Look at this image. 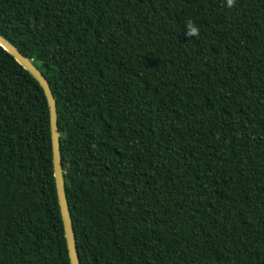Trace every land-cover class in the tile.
<instances>
[{"label":"trees","instance_id":"trees-1","mask_svg":"<svg viewBox=\"0 0 264 264\" xmlns=\"http://www.w3.org/2000/svg\"><path fill=\"white\" fill-rule=\"evenodd\" d=\"M0 35L79 264H264V0H0ZM0 264H70L1 46Z\"/></svg>","mask_w":264,"mask_h":264},{"label":"water","instance_id":"water-1","mask_svg":"<svg viewBox=\"0 0 264 264\" xmlns=\"http://www.w3.org/2000/svg\"><path fill=\"white\" fill-rule=\"evenodd\" d=\"M0 46L4 48L8 53H10L14 57V59L38 81L44 91L49 107L53 176L55 181L58 205L62 218L68 257L70 264H79V259L76 251V242L72 228V221L65 192L63 169L60 156V139L57 126L56 103L54 96L46 78L43 76L41 71L33 64L32 60L22 55L18 48H16L2 35H0Z\"/></svg>","mask_w":264,"mask_h":264},{"label":"clouds","instance_id":"clouds-1","mask_svg":"<svg viewBox=\"0 0 264 264\" xmlns=\"http://www.w3.org/2000/svg\"><path fill=\"white\" fill-rule=\"evenodd\" d=\"M236 0H226V6L232 8L235 6ZM185 34L188 37L198 36L200 34L199 27L196 26L193 22L189 21L186 25Z\"/></svg>","mask_w":264,"mask_h":264}]
</instances>
